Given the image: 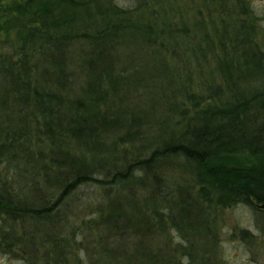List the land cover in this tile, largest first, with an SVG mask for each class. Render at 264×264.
<instances>
[{"label": "trees", "instance_id": "trees-1", "mask_svg": "<svg viewBox=\"0 0 264 264\" xmlns=\"http://www.w3.org/2000/svg\"><path fill=\"white\" fill-rule=\"evenodd\" d=\"M222 22L219 34L203 27L185 45L194 58L199 54L200 67L208 46L221 83L208 84L205 95L190 90L189 84L184 95L192 112L178 110L173 128L151 144L146 143L144 115H135L137 108L125 93L140 81L138 74L121 65L120 55L142 45L165 48L169 39L159 43L160 32L184 38L189 36L186 26L176 32L171 25L142 22L113 0L0 3L5 40L0 46V162L16 175L11 184L15 192L0 186V220L6 223L0 225V239L25 252L39 234L49 244L44 264H65L60 223L70 204L67 198L89 182L109 198L106 211L99 210L106 212L100 222L114 242L130 230L144 244L153 229L169 221L187 240L184 255L190 263L201 252L205 256L197 264H210L207 232L202 233L205 203H243L264 213V83L249 82L264 73L262 56L241 20ZM168 104L169 114L176 106ZM147 117L160 128L161 122ZM29 131L36 143L25 142ZM121 144L143 148H136L139 154L128 162L129 149L117 150ZM243 154L249 162H241ZM164 172L181 175L183 182L166 178ZM135 194L140 201L130 199ZM145 204L155 222L141 213ZM134 249L131 257L142 253L139 259L124 252L119 262H163L137 243ZM116 250L104 247L110 264H116Z\"/></svg>", "mask_w": 264, "mask_h": 264}, {"label": "rangeland", "instance_id": "rangeland-1", "mask_svg": "<svg viewBox=\"0 0 264 264\" xmlns=\"http://www.w3.org/2000/svg\"><path fill=\"white\" fill-rule=\"evenodd\" d=\"M7 1L9 0H0V3ZM113 1L117 6L131 10L132 15L141 18L142 22H148L159 27H163L162 23L171 25L172 31L176 32H180V27L186 26L189 33L188 37L182 38L181 35L176 34L171 39L165 33V29L161 32L157 30V33L160 32L158 40L156 39L159 43H165L169 39L165 48H159L156 45H142L140 47L136 46L135 51H128L129 54L125 52V54L120 55V59H123L120 60L121 65L133 67L134 69L130 70H135L138 74L137 78L140 80L134 88L127 89L125 93L131 98L128 101L129 104H135L137 108L135 115H144V123L147 126L146 128L144 126V132L148 135L146 143L150 142L152 144L157 139L164 138L169 129L173 128V123L179 120L178 110L181 111L186 107L190 109L192 102L188 101L184 95L189 84L192 86L190 90L205 95L208 84H219L222 81V77L216 71L214 54L207 50L208 46L205 48L206 63L204 67L198 65V63H203L199 54L194 58L190 52L186 51L187 49L185 50V45H188L189 40L191 41L200 32L202 33L203 27L208 28L209 31L214 29L213 32L217 29L219 34L223 26L222 21L225 19L237 18L241 20V23L251 31V38L262 56L264 67V0ZM154 25L152 26L155 27ZM154 38H156V35H154ZM4 41L3 35H0V46L5 45L3 44ZM216 42L217 38L213 43L214 48L218 47ZM215 53L218 54V51L215 50ZM249 82L253 85L256 83L261 84L260 82L264 83V73L254 75ZM168 102L176 106V110L169 114ZM147 116L161 122L160 128L157 127V124L155 125L152 121L146 119L149 118ZM148 126L150 127L148 128ZM31 132L29 131L24 138L27 139L26 143L37 142L36 137ZM1 138L0 133V141ZM136 145H140V143ZM136 148L141 152L143 146L133 145L128 147L121 144L117 150L120 153V151L129 149L127 161L130 162L134 158L133 156L139 154ZM74 151L76 149H73ZM239 158L241 162H249L246 154L239 156ZM107 170L110 171V164ZM165 170L167 171V169ZM164 174L166 178L181 181V175L175 172H164ZM15 176V174L7 171L5 165L0 162L1 187L9 186L8 189L15 192L11 188V184L16 181H14ZM194 190L190 194L192 198L195 194ZM67 199L70 204L60 223V235L66 240L64 248L65 264H110L111 259L106 257L104 247L117 249L116 254L112 255V261L116 264H123V262H119L120 254L125 252L123 256L128 254L131 257V254L135 251L134 243H137L139 249L140 246L142 249L143 245L149 247L150 250L143 248L142 251L158 255L155 256L157 261L158 259L163 260V262L158 261L159 263L156 264L193 263L192 260L190 263L187 256L184 255L187 249L185 245L187 240L179 235L176 228L169 221L164 222L159 228L153 229L144 238L146 241L144 244L139 242L142 238L137 234L129 233V229V232L127 230L123 232L119 242H114L113 234L108 233V230H105V225L100 222V217L105 216L106 212L101 214L99 210L106 211L107 201H109L101 188L89 182L81 185ZM130 199L140 201L141 196L131 195ZM204 206L206 207V215L202 219L204 221L202 223V233L207 232L206 238L209 243L205 249L208 250L206 256L210 257V264H264V213L259 210L256 211L243 203H236L232 206L205 203ZM126 211L132 215L130 209H126ZM140 211L149 217L152 222H155L156 215L151 214L149 205L140 206ZM1 223L6 226V223L0 220V225ZM204 225L206 226L204 227ZM243 231H247L249 235H245V233H242ZM193 233H196V231ZM185 235L189 236V234ZM34 238L35 242L31 245L33 250L27 248L25 252H22L20 246L7 245V243L10 244L9 240L0 239V264H44L43 255L44 251L49 252V248H47L49 244H45L39 234ZM190 239L193 238L190 237ZM45 248L47 249L45 250ZM85 249L89 251V258L86 256ZM140 254L142 253L135 257L133 255L131 259H139L142 256ZM195 254L196 256L192 258L194 260L193 264H197L198 260L205 256V253L201 252Z\"/></svg>", "mask_w": 264, "mask_h": 264}]
</instances>
